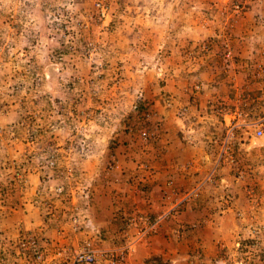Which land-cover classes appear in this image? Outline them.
Here are the masks:
<instances>
[{
  "label": "rangeland",
  "instance_id": "374dc122",
  "mask_svg": "<svg viewBox=\"0 0 264 264\" xmlns=\"http://www.w3.org/2000/svg\"><path fill=\"white\" fill-rule=\"evenodd\" d=\"M260 120L264 0H0V264L30 236L49 264L74 248L25 208L99 253L136 239L142 264H264V125L221 151L226 122ZM77 194L102 210L80 235ZM166 212L133 239L130 218Z\"/></svg>",
  "mask_w": 264,
  "mask_h": 264
},
{
  "label": "built area",
  "instance_id": "2783aa9c",
  "mask_svg": "<svg viewBox=\"0 0 264 264\" xmlns=\"http://www.w3.org/2000/svg\"><path fill=\"white\" fill-rule=\"evenodd\" d=\"M264 125V121H251L246 124H231V122L225 123L226 134H224V142L222 144L221 151H223L229 145V139H231L236 133L237 130L240 129V126L251 127L254 128L253 135L256 138L262 136V126ZM142 139H146V133L143 132L140 134ZM69 149V148H68ZM223 149V150H222ZM81 149L80 152H82ZM86 151V150H85ZM49 168H53L54 162L49 161ZM69 175V174H68ZM54 193L59 195L62 192V188L56 186L54 188ZM196 196L195 194L193 195ZM73 211H77L74 207ZM170 213L166 212L165 214L160 215L159 217L150 218L146 216H136L135 218H130L127 222V226L138 228L140 227V231H138V239H143L145 236L152 234L155 231V227L158 225L159 220L165 216L164 219L169 218ZM71 223V229L73 233H76L79 229V222L76 212H72V216H70L69 220ZM133 246V245H132ZM21 247H23V251L27 254V263L26 264H40L41 254L39 250H37L36 244L33 240L25 241L24 244L21 243ZM131 244L126 242L123 246L114 250H107L108 252L99 253L96 247L93 245L89 238H84L77 242L74 248H66L60 251L61 254L65 255L67 264H124L126 256L131 251Z\"/></svg>",
  "mask_w": 264,
  "mask_h": 264
},
{
  "label": "crops",
  "instance_id": "0c3cea01",
  "mask_svg": "<svg viewBox=\"0 0 264 264\" xmlns=\"http://www.w3.org/2000/svg\"><path fill=\"white\" fill-rule=\"evenodd\" d=\"M190 146H186V148H184V151H187L188 152V156H191L192 154H191V152H190ZM205 160H206V157H204L203 158V160H202V162L201 161H199V168H198V170L202 167V169L204 170L205 169V167H203V165L204 164H206V162H205ZM201 164H202V166H201ZM169 167V164L167 165V168ZM197 173V172H196ZM165 175H167L166 176V178L165 179H167V181H173L174 180V171L173 170H167L165 173H164ZM191 176H194L193 174L191 175ZM197 177V176H196ZM160 182V181H159ZM163 184V183H162ZM162 187V186H161ZM82 195L81 194H77L76 195V198L74 197V198H72L71 197V203H73V205H77L78 207H76V209L78 210V211H80V212H78L80 215H81V221H83L84 220V217H83V214H85L86 213V211L85 210H83V207H85L84 205H86V209H87V212H88V218H89V220H90V218H92L94 221L95 220H97L96 218H95V216H96V213L98 212V211H100V212H102V210L100 209V205L98 204V203H96V197H94V199L92 198L91 200H93V202L92 203H90V201H86V200H83V197H81ZM78 199H80V201L78 200ZM89 199V198H88ZM82 201H86V204H83L84 202H82ZM82 206V207H81ZM107 207V206H106ZM106 207L103 209V211L104 212H108V209H106ZM25 211H26V213H28L27 215H23V217H24V221H26V223H25V227H24V230H29V229H31V227L30 226H34V230H36V231H34V230H31V231H33V232H36V233H39V231H40V229L39 228H41V230L44 232V233H39L38 235H41L40 237L41 238H43L44 239V242H46V243H48L50 240L51 241H55V242H57V241H59V243H62V244H59V246H66V245H70L69 247H75V244H76V242L78 241V240H80V236H76V237H70V236H68L70 233H68V229H66L65 228V226L64 225H62V224H60L59 226H57V228L59 229V231L60 230H62L63 232V234L61 235V236H58V237H56L55 238V236H56V233H55V228L56 227H54L53 229H52V226H50V224H49V222H47L48 220H50L51 221V219H47V218H43L44 220V223H43V221H39V222H37L36 220H31L32 219V215H33V213H30L29 214V210H28V208H25ZM68 213H69V211H68ZM101 214V213H100ZM99 214V215H100ZM90 216V217H89ZM91 219V220H92ZM90 220V221H91ZM23 221V222H24ZM27 222L29 223V226L27 227ZM83 223V222H82ZM53 226H55V224L53 225ZM51 228V229H50ZM39 229V230H38ZM58 229H57V231H58ZM103 229V228H102ZM6 228H4V225L3 226H0V231L5 235V234H7L6 233ZM98 230V229H97ZM162 230V229H161ZM54 232V233H53ZM99 232H97V234H98ZM136 232L134 231L133 232V234L135 235V237L133 238V239H135L136 237H137V235L135 234ZM2 234V235H3ZM97 234H94L92 237H95V238H97ZM99 235V234H98ZM7 237H8V234H7ZM39 237V236H38ZM132 238H130V236H129V238H127V240L129 241V240H133ZM119 240V239H118ZM124 241V240H123ZM126 241V240H125ZM44 242L42 243V245L44 244ZM105 243H106V246H107V248H111V249H115V248H112V246L110 245H107L108 244V241H105ZM118 244H119V241H118ZM121 244V243H120ZM133 244V243H132ZM116 245V244H115ZM134 245L136 246L135 248H136V250L137 251H135V253L133 254V253H129V255H127V257H126V261H125V263L124 264H142V260L143 259H146V258H144L145 256L144 255H142V251H141V254H139V250L140 249H143L144 248V246H143V244H138V241L135 239L134 240ZM118 246H120V245H118ZM117 246V247H118ZM132 247V246H131ZM134 248V249H135ZM46 250H49V249H46ZM8 255V254H7ZM138 255H140V256H138ZM136 256H137V258H136ZM50 262V260H48V263ZM54 264H57L56 262H54ZM58 264H63L62 262L61 263H59V261H58Z\"/></svg>",
  "mask_w": 264,
  "mask_h": 264
},
{
  "label": "clouds",
  "instance_id": "9594fccd",
  "mask_svg": "<svg viewBox=\"0 0 264 264\" xmlns=\"http://www.w3.org/2000/svg\"><path fill=\"white\" fill-rule=\"evenodd\" d=\"M78 216H80V214L79 213H77V217ZM82 230H85V228L83 227V225L81 224V223H79V229L77 230V232L76 233H74V234H77V235H80L81 233H80V231H82ZM84 238H80V240H83ZM137 239H138V237H137ZM29 240H33L34 242H35V244H36V247H37V250H39V252H40V254H41V259H40V264H49V263H46L45 262V260H44V253L42 252V250H41V246L39 245V243L37 244V242H38V239L36 240V237H34V236H30V237H28V239H25V240H23V241H19V245L17 246V250L18 251H22L23 249V247H21V243H23L24 244V242L25 241H29ZM80 240H78V241H80ZM139 240H142V239H139ZM77 244V243H76ZM76 244H75V246H76ZM134 246V245H133ZM121 247V246H120ZM120 247H117V248H115V249H118V248H120ZM112 250H114V249H112ZM56 252H57V250H56ZM24 258H25V260L27 259V254L26 255H24L23 256ZM57 257H60L59 258V261H62V263L63 264H67V262H66V259H64L65 258V255L64 254H61L60 252H57ZM127 257V256H126ZM125 261H126V258H125ZM125 263V262H124Z\"/></svg>",
  "mask_w": 264,
  "mask_h": 264
}]
</instances>
